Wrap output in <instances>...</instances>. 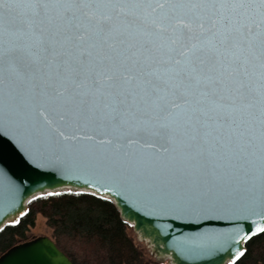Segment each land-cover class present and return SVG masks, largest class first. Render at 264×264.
<instances>
[{
    "label": "snow or ice",
    "instance_id": "6c2138e0",
    "mask_svg": "<svg viewBox=\"0 0 264 264\" xmlns=\"http://www.w3.org/2000/svg\"><path fill=\"white\" fill-rule=\"evenodd\" d=\"M0 129L65 179L232 218L234 261L264 231V0H0Z\"/></svg>",
    "mask_w": 264,
    "mask_h": 264
},
{
    "label": "water",
    "instance_id": "95a60500",
    "mask_svg": "<svg viewBox=\"0 0 264 264\" xmlns=\"http://www.w3.org/2000/svg\"><path fill=\"white\" fill-rule=\"evenodd\" d=\"M70 175L80 179H65L50 161L37 155L35 145L0 129V230L22 217L32 199L67 189L92 193L114 202L134 231L152 244L157 255L170 257L173 264H232L243 256L245 243L264 232L240 240L239 246L244 252L233 261L232 253L236 248L231 243H223L225 238L235 239L236 221L232 218L161 213L133 191L104 183L105 188L111 189L105 191L99 183H93L94 178L88 174L73 171ZM259 223V218L243 221L241 229L248 233ZM0 264L73 262L51 238L42 236L13 247L1 256Z\"/></svg>",
    "mask_w": 264,
    "mask_h": 264
},
{
    "label": "trees",
    "instance_id": "16d2710c",
    "mask_svg": "<svg viewBox=\"0 0 264 264\" xmlns=\"http://www.w3.org/2000/svg\"><path fill=\"white\" fill-rule=\"evenodd\" d=\"M47 219L52 240L73 264H159L137 245L133 225L116 204L88 192L48 193L32 199L16 223L0 230V258L27 241L37 215ZM232 264H264V232L245 243V252Z\"/></svg>",
    "mask_w": 264,
    "mask_h": 264
},
{
    "label": "rangeland",
    "instance_id": "374dc122",
    "mask_svg": "<svg viewBox=\"0 0 264 264\" xmlns=\"http://www.w3.org/2000/svg\"><path fill=\"white\" fill-rule=\"evenodd\" d=\"M67 190V189H63ZM28 207V206H27ZM16 221V218L15 220ZM131 238L134 242L139 245L141 248L145 250L149 257H153V259L159 264H173L172 259L168 256H159L154 251L152 244L146 239H143L138 233L134 231V228L129 232ZM28 239L25 242L31 241L38 237L46 236L52 239L53 231L47 224V219L42 215H37L35 226L30 229L28 232ZM24 243V242H23Z\"/></svg>",
    "mask_w": 264,
    "mask_h": 264
},
{
    "label": "bare ground",
    "instance_id": "6f19581e",
    "mask_svg": "<svg viewBox=\"0 0 264 264\" xmlns=\"http://www.w3.org/2000/svg\"><path fill=\"white\" fill-rule=\"evenodd\" d=\"M13 221L15 220V218L12 219Z\"/></svg>",
    "mask_w": 264,
    "mask_h": 264
}]
</instances>
